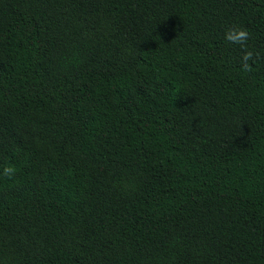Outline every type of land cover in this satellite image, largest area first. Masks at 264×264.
I'll return each mask as SVG.
<instances>
[{
  "label": "trees",
  "instance_id": "16d2710c",
  "mask_svg": "<svg viewBox=\"0 0 264 264\" xmlns=\"http://www.w3.org/2000/svg\"><path fill=\"white\" fill-rule=\"evenodd\" d=\"M0 264H264V0H0Z\"/></svg>",
  "mask_w": 264,
  "mask_h": 264
},
{
  "label": "clouds",
  "instance_id": "9594fccd",
  "mask_svg": "<svg viewBox=\"0 0 264 264\" xmlns=\"http://www.w3.org/2000/svg\"><path fill=\"white\" fill-rule=\"evenodd\" d=\"M224 38L227 42L231 44H238L241 47L242 57H241V68L245 72L252 70L249 61H254L253 51L248 49V40L250 39V33L242 28L235 25L226 29L224 33ZM16 173V169L13 166H3L2 175L8 178H12Z\"/></svg>",
  "mask_w": 264,
  "mask_h": 264
}]
</instances>
